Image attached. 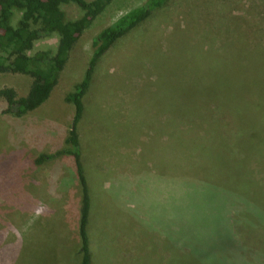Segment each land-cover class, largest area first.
I'll return each instance as SVG.
<instances>
[{
    "label": "rangeland",
    "instance_id": "374dc122",
    "mask_svg": "<svg viewBox=\"0 0 264 264\" xmlns=\"http://www.w3.org/2000/svg\"><path fill=\"white\" fill-rule=\"evenodd\" d=\"M146 1L113 0L95 18L39 109L20 118L0 97V264L81 263L74 158L36 160L67 147L66 97L94 38ZM62 9L84 13L73 0ZM57 44L43 37L31 53ZM31 84L0 72L18 97ZM83 101L92 264H264V0H168L101 58Z\"/></svg>",
    "mask_w": 264,
    "mask_h": 264
},
{
    "label": "trees",
    "instance_id": "16d2710c",
    "mask_svg": "<svg viewBox=\"0 0 264 264\" xmlns=\"http://www.w3.org/2000/svg\"><path fill=\"white\" fill-rule=\"evenodd\" d=\"M69 1L72 0H0V72L21 73L32 78V84L26 96L18 97L17 91L13 87L0 89V97L7 101L4 113L21 117L47 101L53 89L58 85L64 66L80 36L113 0H73L84 10L83 15L75 20H68L62 9V4ZM167 1L147 0L144 4L126 12L97 34L93 41V53L85 77L76 86L75 91L66 97L67 101L75 106L73 123L66 138L67 147L55 153L41 154L36 160L37 163H42L63 154H69L74 158L83 194L79 222V234L82 242L80 264H92L88 232L91 197L82 162V142L78 128L85 114L83 98L91 86L93 73L101 58L118 40L142 24ZM17 13H21V17L16 24L14 19ZM53 34L58 35L55 51L43 49L31 53L38 40ZM223 72L228 85L231 86L230 90L233 93L241 94L240 72L235 74L227 66H224ZM234 96L244 97L243 95ZM212 106L215 109L218 105L213 103ZM222 209H224V205ZM221 220L223 222L224 218ZM220 224H218L219 227L222 226ZM222 239L224 238L222 237ZM215 257L219 256L213 253L212 258ZM218 259V262L224 261V258Z\"/></svg>",
    "mask_w": 264,
    "mask_h": 264
},
{
    "label": "crops",
    "instance_id": "0c3cea01",
    "mask_svg": "<svg viewBox=\"0 0 264 264\" xmlns=\"http://www.w3.org/2000/svg\"><path fill=\"white\" fill-rule=\"evenodd\" d=\"M45 102H46V101H45ZM45 102H44L42 105H44ZM41 107H42V106H41ZM39 108H40V107H39ZM39 108H38V109H39ZM35 110H37V109H35ZM27 115H28V114H26L25 116H27ZM25 116H24V117H25ZM21 117H22V116H21ZM21 117H20V118H21ZM49 154H50V153H49ZM62 156H65V155H61V156H59V157L56 156V157L52 158L53 160H52V159H47L46 161H49V160H51V161H55L57 158H60V157H62ZM58 161H59V160H57V162H58ZM34 169H35V168H34ZM34 169H32V170H33V171H32V172H33V173H32V174H33V177H37L36 172L34 171ZM119 173H120V172H119ZM56 176L58 177L59 174L56 173ZM79 182H80V181H79ZM57 185H58V184H57ZM50 187H51V186H50ZM175 193H176V192H175ZM46 201H48V200H46ZM34 208H35V207H34ZM89 222H90V220H89ZM88 226H89V225H88Z\"/></svg>",
    "mask_w": 264,
    "mask_h": 264
}]
</instances>
